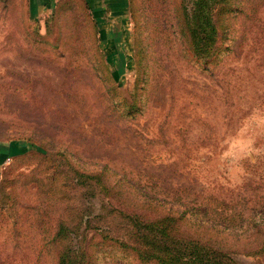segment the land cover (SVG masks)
Returning <instances> with one entry per match:
<instances>
[{"label": "rangeland", "instance_id": "374dc122", "mask_svg": "<svg viewBox=\"0 0 264 264\" xmlns=\"http://www.w3.org/2000/svg\"><path fill=\"white\" fill-rule=\"evenodd\" d=\"M198 1L0 0V264H57L70 205L79 264H164L175 195L264 207V0Z\"/></svg>", "mask_w": 264, "mask_h": 264}, {"label": "trees", "instance_id": "16d2710c", "mask_svg": "<svg viewBox=\"0 0 264 264\" xmlns=\"http://www.w3.org/2000/svg\"><path fill=\"white\" fill-rule=\"evenodd\" d=\"M196 5L197 9H200L204 3L200 0ZM202 18L201 16L199 20ZM204 39L207 44L212 41V36L207 34ZM191 42H196L193 41V37ZM197 202L199 201L196 198L187 201L184 197L175 195L172 201V218L165 216L157 221L154 220L163 231H167L165 220L172 221V254L165 252L162 257H156L160 262L227 264L226 260H233L232 255L264 258V207L252 211L244 209L245 207H237V204L230 206L220 201L216 203L221 205L207 200L205 203ZM160 206L166 209L164 205ZM70 207V210H66L75 217L64 219L60 216L55 232L57 237L65 240V244L61 247L62 251L57 257V264H79L81 259L73 249V237L70 234L72 228L68 222L77 225L82 218L83 207L80 204ZM168 209L166 214L170 215L171 209ZM149 236L146 233L142 235L144 240L149 239L145 242L151 248L149 250L153 248L162 250L165 242L158 244V241L153 239L154 235Z\"/></svg>", "mask_w": 264, "mask_h": 264}, {"label": "crops", "instance_id": "0c3cea01", "mask_svg": "<svg viewBox=\"0 0 264 264\" xmlns=\"http://www.w3.org/2000/svg\"><path fill=\"white\" fill-rule=\"evenodd\" d=\"M84 4H86L88 7V10L92 13L95 12V10H100L101 5H118L124 0H81ZM27 3H31V0H26Z\"/></svg>", "mask_w": 264, "mask_h": 264}]
</instances>
